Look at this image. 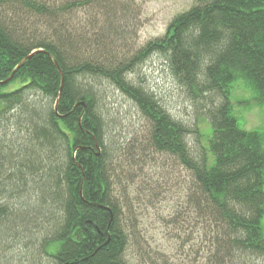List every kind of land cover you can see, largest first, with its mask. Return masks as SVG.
Listing matches in <instances>:
<instances>
[{
	"label": "trees",
	"instance_id": "trees-1",
	"mask_svg": "<svg viewBox=\"0 0 264 264\" xmlns=\"http://www.w3.org/2000/svg\"><path fill=\"white\" fill-rule=\"evenodd\" d=\"M124 7L0 0V264H128L103 84L149 122L151 149L190 173L186 205L205 264H264V132L241 129L231 102L242 81L264 105V0H194L131 58L116 25ZM158 54L210 121L208 145L130 79Z\"/></svg>",
	"mask_w": 264,
	"mask_h": 264
},
{
	"label": "rangeland",
	"instance_id": "rangeland-1",
	"mask_svg": "<svg viewBox=\"0 0 264 264\" xmlns=\"http://www.w3.org/2000/svg\"><path fill=\"white\" fill-rule=\"evenodd\" d=\"M118 1H124L125 16L116 25L125 31L126 40L121 46L126 49L121 48L130 58L149 43L163 39L173 19L194 5V0ZM97 20L99 28H103L105 19L100 15ZM130 79L154 95L174 120L191 130L199 129L202 143L208 145L212 125L175 81L163 55L152 56ZM99 90L104 91L109 138L117 143L112 145L117 170L115 188L117 195L125 198L124 225L131 229L126 261L128 264H205L206 244L199 236L204 233L191 235L193 228L197 227L199 232L201 227L199 221L197 226L190 223L194 216L186 205L193 187L190 173L169 156L151 149V126L129 97L108 84ZM253 98V90L244 82L236 83L231 96L233 115L241 129L264 132V105H256ZM187 141L197 155L202 147L197 135L192 134Z\"/></svg>",
	"mask_w": 264,
	"mask_h": 264
},
{
	"label": "water",
	"instance_id": "water-1",
	"mask_svg": "<svg viewBox=\"0 0 264 264\" xmlns=\"http://www.w3.org/2000/svg\"><path fill=\"white\" fill-rule=\"evenodd\" d=\"M31 57H32V56H30L28 59H26L25 61H23V62H22V65H23L27 60H29ZM17 69H19V68H17ZM16 71H17V70H16ZM16 71H15V72H16ZM15 72H14V73H15ZM13 75H14V74H13ZM13 75L8 79V81H6L5 84H7L8 82L11 81ZM63 83H64V81L62 80V88H63ZM62 88H61V89H62ZM56 110H57V108H56Z\"/></svg>",
	"mask_w": 264,
	"mask_h": 264
}]
</instances>
